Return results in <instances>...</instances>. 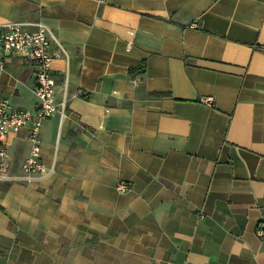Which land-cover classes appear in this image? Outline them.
I'll list each match as a JSON object with an SVG mask.
<instances>
[{"label":"crops","instance_id":"crops-1","mask_svg":"<svg viewBox=\"0 0 264 264\" xmlns=\"http://www.w3.org/2000/svg\"><path fill=\"white\" fill-rule=\"evenodd\" d=\"M12 22L53 30L70 100L55 170L0 181V264H264V0H0ZM34 70L10 56L0 99L33 112Z\"/></svg>","mask_w":264,"mask_h":264},{"label":"built area","instance_id":"built-area-1","mask_svg":"<svg viewBox=\"0 0 264 264\" xmlns=\"http://www.w3.org/2000/svg\"><path fill=\"white\" fill-rule=\"evenodd\" d=\"M104 4L107 0H95ZM30 24L12 22L0 25V77L6 71L10 56L21 57L32 64L34 70V100L35 110L29 111L12 105L7 99H0V181L26 182L41 178L55 170V165L48 166L41 156V133L44 121L60 117L63 121L68 115L69 96L67 84L62 98L58 97V84L55 79L52 64L66 53L64 46L58 41L53 30L38 23L33 24L36 30L29 28ZM53 47H57L54 50ZM80 95L75 94V96ZM208 103L209 99H205ZM27 132L30 152L22 164V173L11 170L7 138ZM130 189L129 184L120 183L117 191L124 193ZM258 234L264 236V226L259 225Z\"/></svg>","mask_w":264,"mask_h":264},{"label":"trees","instance_id":"trees-1","mask_svg":"<svg viewBox=\"0 0 264 264\" xmlns=\"http://www.w3.org/2000/svg\"><path fill=\"white\" fill-rule=\"evenodd\" d=\"M0 209H1V207H0Z\"/></svg>","mask_w":264,"mask_h":264}]
</instances>
